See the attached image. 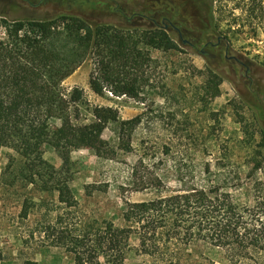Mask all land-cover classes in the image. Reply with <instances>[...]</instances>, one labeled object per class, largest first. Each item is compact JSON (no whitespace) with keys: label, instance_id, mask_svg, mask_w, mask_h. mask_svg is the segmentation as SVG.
<instances>
[{"label":"rangeland","instance_id":"rangeland-1","mask_svg":"<svg viewBox=\"0 0 264 264\" xmlns=\"http://www.w3.org/2000/svg\"><path fill=\"white\" fill-rule=\"evenodd\" d=\"M230 7L224 9L226 15ZM56 14L122 28H167L177 50H147L150 62L134 73L145 81L136 99L113 96L106 87L101 96L94 94L89 87L90 79L98 78L93 58L63 83L67 90H82L89 108L110 107L120 122L136 120L123 129L115 123L106 126L105 157L89 149L71 152L66 177L74 207L58 203L55 192L29 184L24 161L11 149L0 151V264H73L66 247L74 237L97 234L109 223L126 228L127 204L195 184L216 185L221 193H230L234 205L247 208V215L264 210L260 33L238 28L228 15L219 19L217 28L214 22L209 26L187 0H0V21ZM5 37L0 27V40ZM84 109L82 117L90 119ZM39 152L61 168L50 146ZM128 246L124 264H144L134 234ZM180 262L264 264V251L234 255L196 237L182 248Z\"/></svg>","mask_w":264,"mask_h":264},{"label":"trees","instance_id":"trees-1","mask_svg":"<svg viewBox=\"0 0 264 264\" xmlns=\"http://www.w3.org/2000/svg\"><path fill=\"white\" fill-rule=\"evenodd\" d=\"M187 1L209 26L214 22L217 28V22L228 15L238 28L247 27L264 37V0ZM0 27L6 36L0 40V151L11 149L24 161L29 184L55 192L58 203L74 207L66 177L71 152L89 149L105 157L106 126L115 123L123 129L136 120L120 122L118 112L110 107L89 108L82 90H67L63 83L93 58L98 78L90 79L89 87L94 94L101 96L106 87L113 96L136 99L145 81L134 73L150 62L147 50L175 51L177 45L161 28H122L71 14L2 20ZM83 107L90 119L82 117ZM43 145L54 150L61 168L42 158ZM247 214L246 207L234 205L230 193H221L218 186L195 184L127 204L126 228L109 223L97 234L74 237L66 249L73 264H124L134 234L144 264H183L182 248L196 237L234 255L264 251V210Z\"/></svg>","mask_w":264,"mask_h":264},{"label":"flooded vegetation","instance_id":"flooded-vegetation-1","mask_svg":"<svg viewBox=\"0 0 264 264\" xmlns=\"http://www.w3.org/2000/svg\"><path fill=\"white\" fill-rule=\"evenodd\" d=\"M172 27V26H171ZM165 31L167 30V28H163ZM176 30V29H175ZM167 32V31H166ZM179 37H181L180 36V33H179ZM183 44H188V43H186V42H184ZM217 46V45H216Z\"/></svg>","mask_w":264,"mask_h":264}]
</instances>
